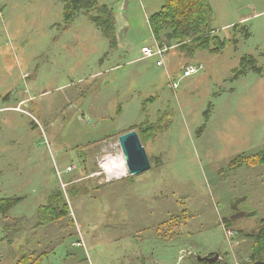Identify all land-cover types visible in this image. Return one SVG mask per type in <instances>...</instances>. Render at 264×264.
Wrapping results in <instances>:
<instances>
[{"label":"rangeland","instance_id":"rangeland-1","mask_svg":"<svg viewBox=\"0 0 264 264\" xmlns=\"http://www.w3.org/2000/svg\"><path fill=\"white\" fill-rule=\"evenodd\" d=\"M98 1L116 11V47L81 14L64 30L59 0H0V199L23 198L12 214L36 227L13 251L0 230V264L24 245L38 264H195L191 253L255 264L241 231L264 219V165L252 156L264 152V0H210L223 52L173 43L163 66L141 48L156 45L148 16L164 1ZM246 56L261 72L236 78ZM141 124L157 125L151 141ZM131 128L151 162L135 176L120 144ZM243 154L255 163L231 168ZM58 191L71 217L37 229ZM179 214L189 218L169 226Z\"/></svg>","mask_w":264,"mask_h":264},{"label":"trees","instance_id":"trees-1","mask_svg":"<svg viewBox=\"0 0 264 264\" xmlns=\"http://www.w3.org/2000/svg\"><path fill=\"white\" fill-rule=\"evenodd\" d=\"M63 3L64 30L70 28L79 14L86 16L95 26L100 29L103 36L106 37L111 46L116 47V16L112 5L100 4L98 0H59ZM164 4L160 11L150 16V27L159 43L167 42L172 46H186L189 42L197 43V50L222 53L229 40H222L215 35L212 28L213 7L210 0H163ZM215 45V47H214ZM197 50H193L195 54ZM191 53V54H192ZM253 70L260 74L261 70L257 66V60L253 56H246L242 59L241 69L235 71L236 78L247 74ZM1 126V125H0ZM157 125L141 124L137 126L140 136L147 141L155 137L154 130ZM131 128L126 133L132 131ZM1 130V128H0ZM125 134V133H124ZM141 137V139H142ZM144 144V143H143ZM250 154L239 155L234 158L231 168L238 169L244 167L247 163H255L250 159ZM258 165H264V152L257 153ZM23 201V198H1L0 199V230L4 235L3 240L11 251L14 250L15 243L19 238L27 233L25 227L36 228L30 225L31 218L18 217L12 214L14 208ZM71 217V207L65 194L58 191L53 194L48 204L41 205L34 217L37 229H43ZM188 215L179 214L172 217L168 224L175 226L177 223L183 224V219H188ZM225 220V224L229 223ZM167 233L165 236H168ZM241 236L246 239L249 249L250 262L255 263L264 261V219L256 233L247 234L241 231ZM81 244V243H79ZM82 245V244H81ZM32 245L23 246L24 252L15 261V264H38L43 254H39ZM210 256H212L210 254ZM222 259L214 262H199L195 258V264H232L226 256L221 254Z\"/></svg>","mask_w":264,"mask_h":264},{"label":"water","instance_id":"water-1","mask_svg":"<svg viewBox=\"0 0 264 264\" xmlns=\"http://www.w3.org/2000/svg\"><path fill=\"white\" fill-rule=\"evenodd\" d=\"M120 144L125 157V163L130 174L133 176L147 172L151 169V162L137 131L132 130L120 136ZM237 205L232 204L235 210ZM199 262H214L221 260L219 253H213L212 256H201L192 254ZM255 264H264V261L256 262Z\"/></svg>","mask_w":264,"mask_h":264},{"label":"built area","instance_id":"built-area-1","mask_svg":"<svg viewBox=\"0 0 264 264\" xmlns=\"http://www.w3.org/2000/svg\"><path fill=\"white\" fill-rule=\"evenodd\" d=\"M169 49L170 47H168L167 45H157L154 48L150 46H145V47H142L141 53L143 55V58L145 59L157 57L159 59L157 64L159 66H163L166 54L169 51ZM201 70H204L203 64H197L196 66H190L186 69L184 77L196 74L200 72ZM19 109L20 108H17V110ZM228 233L229 235H232V236L234 235L232 230L228 231ZM76 245L80 246L81 244L77 243Z\"/></svg>","mask_w":264,"mask_h":264},{"label":"crops","instance_id":"crops-1","mask_svg":"<svg viewBox=\"0 0 264 264\" xmlns=\"http://www.w3.org/2000/svg\"><path fill=\"white\" fill-rule=\"evenodd\" d=\"M115 16H116V11H115ZM151 16V15H150ZM150 16H148V22H149V19H150ZM116 20H117V18H116ZM149 24H150V22H149ZM117 25H118V20H117ZM117 25H116V28H117ZM214 30V29H213ZM155 41H156V45L154 46V47H156L158 44H167L165 41L163 42V43H159L157 40H156V38H155ZM177 45V44H176ZM145 46H147V45H143L142 47H145ZM153 47V48H154ZM142 49V48H141ZM207 51V50H206ZM142 59H145V58H143V55H142ZM200 64V63H199ZM164 65V64H163ZM195 65H197V64H195ZM190 66H192L191 64H188L186 67H183V69H182V71H183V74H182V76H180V78H182L184 75H185V72H186V69L188 68V67H190ZM205 69V68H204ZM203 70H201L200 72H202ZM200 72H198V73H200ZM198 73H196V74H198ZM196 74H193V75H196ZM193 75H191V76H193ZM185 77H190V76H185ZM184 77V78H185ZM211 253H209V254H207V256L208 255H210ZM200 255V254H199ZM203 256V255H202ZM206 256V255H205Z\"/></svg>","mask_w":264,"mask_h":264},{"label":"flooded vegetation","instance_id":"flooded-vegetation-1","mask_svg":"<svg viewBox=\"0 0 264 264\" xmlns=\"http://www.w3.org/2000/svg\"><path fill=\"white\" fill-rule=\"evenodd\" d=\"M240 216V213L238 212V210H236V211H234L233 212V214L229 217V218H227L226 220H229L231 223H232V221L233 220H236V218L237 217H239ZM263 220V219H262ZM259 226H260V223H259ZM259 226H258V228H259ZM258 230V229H257ZM245 233H247L246 231H244ZM257 232V231H256ZM256 232H254V233H256ZM247 234H252V233H247Z\"/></svg>","mask_w":264,"mask_h":264},{"label":"bare ground","instance_id":"bare-ground-1","mask_svg":"<svg viewBox=\"0 0 264 264\" xmlns=\"http://www.w3.org/2000/svg\"><path fill=\"white\" fill-rule=\"evenodd\" d=\"M125 159V157H124ZM126 164V163H125ZM103 166H105L106 170L109 171V173H111V165H110V162L109 161H105L103 162ZM127 167V166H126Z\"/></svg>","mask_w":264,"mask_h":264}]
</instances>
